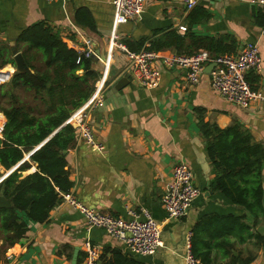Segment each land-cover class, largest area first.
Listing matches in <instances>:
<instances>
[{"label":"crops","instance_id":"0c3cea01","mask_svg":"<svg viewBox=\"0 0 264 264\" xmlns=\"http://www.w3.org/2000/svg\"><path fill=\"white\" fill-rule=\"evenodd\" d=\"M197 5L210 15L207 21L191 20L190 11ZM82 9V18L89 16L93 28L77 22V13ZM258 11L264 13L250 0H197L191 9L179 0H147L137 19L116 25L112 0H0V62L7 61L0 66V73L8 76L0 80V90L15 73L13 47L24 62L27 57H33V63L42 62V55L28 46L35 25L49 26L75 51L83 47L85 39L91 40L93 55L96 52L95 67L100 73L98 80L104 82L102 103L90 117L97 149L77 136L67 154L73 183L69 192L84 206L123 219H129L131 211L148 209L160 226L161 240L153 254L134 255L102 229L86 226L77 210L58 204L46 222L28 223L25 237L6 249L0 264H82L85 241L100 249L99 264H115L116 254L144 264H184L185 238L203 215L243 216L241 223L251 222L253 217L242 205L212 188L215 173L207 146L216 136L215 127L222 130L237 124L264 150V23L259 24ZM179 26L186 29L181 31ZM170 33L183 37V41L179 50L170 46L161 50L165 53L191 54L203 49L210 54L196 41L197 37L218 39L230 35L236 43L233 53L245 43L255 44L263 70L257 75L249 73L247 79L260 99L248 108L235 106L212 90L207 73L196 85H190L183 70L162 68L159 64L157 86L146 88L133 83L126 71L125 53L111 45L113 37L116 43L124 44L125 40L158 36L165 39ZM121 78L127 82L116 87ZM0 117L1 137L6 120L2 112ZM27 159L28 155L23 160ZM178 161L192 168L200 195L184 217L170 219L161 198ZM21 162L9 170L0 165V181ZM34 170L32 164L21 174ZM260 180L264 189V163ZM257 231L264 237V217L252 229ZM223 240L226 244L222 248L214 246L211 250L214 264H228L233 255H239L240 260L253 258L250 264H264L262 239L241 242L229 234Z\"/></svg>","mask_w":264,"mask_h":264},{"label":"trees","instance_id":"16d2710c","mask_svg":"<svg viewBox=\"0 0 264 264\" xmlns=\"http://www.w3.org/2000/svg\"><path fill=\"white\" fill-rule=\"evenodd\" d=\"M190 12L193 22H205L210 18L200 5ZM260 12L257 18L259 24H263L264 13ZM83 14V9L78 11L77 22L93 28L90 17L83 19ZM146 41L148 48L155 51L170 46L179 50L183 37L170 33L165 39L158 36L123 43L131 51H138ZM196 41L210 52L212 58L233 53L236 45L230 35L218 39L197 37ZM28 46L42 55V62L33 63V57H27L24 71L15 72L8 85L0 90V112L6 120L0 137V165L9 170L22 161L0 181V196L11 202L10 207L0 208V262L6 249L25 237L28 223L46 222L51 210L60 204L61 195L72 188L67 154L78 133L65 122L89 98L100 75L93 56L84 57L68 48L47 25L40 23L32 28ZM78 58L79 63H76ZM6 63L1 61L0 66ZM214 131L216 136L207 146L215 173L212 188L242 205L253 219L244 224L240 221L243 216L203 215L194 225L190 237L191 253L201 264H214L211 250L214 246L222 248L226 244L223 238L229 234L241 242L254 238L259 242L262 239L264 243V237L258 231L252 232L264 217V189L260 180L263 147L253 142L250 133L237 124L222 130L215 127ZM26 155L28 159L23 160ZM32 164L35 170L23 176L21 172L29 170ZM239 257L233 255L228 264L253 261L251 257L243 260ZM115 264L144 263L116 254Z\"/></svg>","mask_w":264,"mask_h":264},{"label":"built area","instance_id":"2783aa9c","mask_svg":"<svg viewBox=\"0 0 264 264\" xmlns=\"http://www.w3.org/2000/svg\"><path fill=\"white\" fill-rule=\"evenodd\" d=\"M56 1V0H46ZM187 9L193 8L197 0H179ZM147 0H112L114 6V23L125 24L137 19L143 12ZM250 3L264 10V0H250ZM185 26H179L184 31ZM115 39V37H113ZM111 40V45L120 48L126 55L127 74L133 83L146 88H154L158 85L160 68L181 69L185 72L188 84L196 85L205 73V67L214 63L208 73L210 86L219 96L227 102L248 108L260 94L255 91L248 79L249 73L260 74L263 70L259 49L255 44L245 43L235 53H223L212 58L203 49L191 54L165 53L149 49V45L138 51L129 50L126 45ZM93 45L90 39L83 41V47L77 50L84 57L93 55ZM78 58L76 63H79ZM103 80H96L93 92L89 98L76 110H74L65 123L70 124L78 133V137L89 147L97 145L92 136L90 117L92 111L101 105L103 100ZM200 195V190L193 182V172L190 165L184 161L176 162L171 170V178L166 191L161 198L162 207L170 219H180L189 210L192 202ZM60 204L67 205L77 210L85 225L102 229L108 236L124 244L128 251L134 255L147 256L153 254L161 245L160 226L153 219L146 208L138 212H129V219H123L111 215L99 209H90L81 204L71 192L61 195ZM189 233L186 236L185 264H201L193 256L190 247ZM85 257L82 264H99L100 249L85 241L82 245Z\"/></svg>","mask_w":264,"mask_h":264},{"label":"water","instance_id":"95a60500","mask_svg":"<svg viewBox=\"0 0 264 264\" xmlns=\"http://www.w3.org/2000/svg\"><path fill=\"white\" fill-rule=\"evenodd\" d=\"M12 52L14 53V56H13V59H14V65H15V72H23L24 71V60H23V57L20 53H17L16 49L13 47L12 48ZM96 54V52H95ZM95 54L93 55V57L95 58ZM214 66V63H210L208 64L206 67H205V70L204 72L205 73H209L211 68ZM0 77L2 79H6L8 76L5 74V73H0ZM127 82V79L126 78H121L117 81V84H116V87H118L119 85L123 84ZM54 134V133H53ZM51 137V136H50ZM49 137V138H50ZM49 138H47L44 142H46ZM43 142V143H44ZM42 143V144H43ZM40 146V145H39ZM37 149V147L35 148ZM11 206V202L10 200L8 199H5L3 196H0V208L2 207H10ZM186 243V242H185ZM160 247V246H159ZM186 251V250H185ZM185 254V253H184ZM184 256V255H183ZM183 261H184V258H183ZM184 264H185V261H184Z\"/></svg>","mask_w":264,"mask_h":264},{"label":"rangeland","instance_id":"374dc122","mask_svg":"<svg viewBox=\"0 0 264 264\" xmlns=\"http://www.w3.org/2000/svg\"><path fill=\"white\" fill-rule=\"evenodd\" d=\"M1 84H2V83H1ZM5 85H8V84H7V83L4 84L3 87H4ZM27 100L30 102V96H27ZM30 103H32V102H30Z\"/></svg>","mask_w":264,"mask_h":264},{"label":"bare ground","instance_id":"6f19581e","mask_svg":"<svg viewBox=\"0 0 264 264\" xmlns=\"http://www.w3.org/2000/svg\"><path fill=\"white\" fill-rule=\"evenodd\" d=\"M0 80H2V78L0 77Z\"/></svg>","mask_w":264,"mask_h":264}]
</instances>
